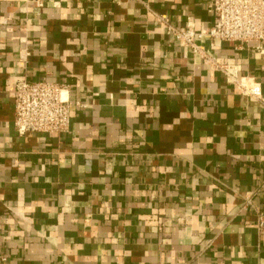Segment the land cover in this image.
<instances>
[{
	"label": "crops",
	"instance_id": "crops-1",
	"mask_svg": "<svg viewBox=\"0 0 264 264\" xmlns=\"http://www.w3.org/2000/svg\"><path fill=\"white\" fill-rule=\"evenodd\" d=\"M208 2L0 0V264H264V106L158 20L210 48ZM255 45L210 54L264 95ZM21 79L66 131H16Z\"/></svg>",
	"mask_w": 264,
	"mask_h": 264
},
{
	"label": "built area",
	"instance_id": "built-area-1",
	"mask_svg": "<svg viewBox=\"0 0 264 264\" xmlns=\"http://www.w3.org/2000/svg\"><path fill=\"white\" fill-rule=\"evenodd\" d=\"M207 6L208 11L213 14L212 23L206 32L212 41L210 48L214 40L255 41V49L264 53V0H209ZM158 20L166 24L167 32L181 45L190 47L207 65L220 71L227 82L235 84L238 89L259 100L264 106V95L255 81L238 77L236 64L219 63L210 54V48L196 43V39L204 34L202 30L196 31L189 25L178 29L163 16L158 17ZM13 97L14 126L19 134L26 131L61 133L68 129L71 104L66 83L21 79L14 85ZM262 221L261 213L258 224L260 227Z\"/></svg>",
	"mask_w": 264,
	"mask_h": 264
}]
</instances>
